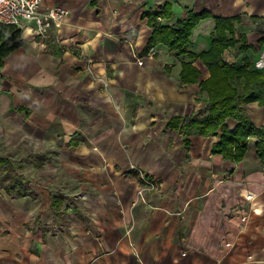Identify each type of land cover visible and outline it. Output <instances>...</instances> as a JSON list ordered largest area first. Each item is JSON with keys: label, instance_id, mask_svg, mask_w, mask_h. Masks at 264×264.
Here are the masks:
<instances>
[{"label": "crops", "instance_id": "0c3cea01", "mask_svg": "<svg viewBox=\"0 0 264 264\" xmlns=\"http://www.w3.org/2000/svg\"><path fill=\"white\" fill-rule=\"evenodd\" d=\"M165 4V26L188 11L236 17L234 35L251 46L228 47L223 59L247 58L264 74V0H42L69 11L61 44L44 47L22 22L20 45L0 64V144L29 148L22 168L35 170L17 171L25 195L0 187V264H264L255 138L232 160L211 152L219 133L185 145L171 124L205 107L199 82L210 72L198 55L210 49L215 19L193 27V57L161 42L147 49V13ZM184 62L197 81L180 83ZM244 107L264 126V105ZM142 175L154 187L139 196Z\"/></svg>", "mask_w": 264, "mask_h": 264}, {"label": "trees", "instance_id": "16d2710c", "mask_svg": "<svg viewBox=\"0 0 264 264\" xmlns=\"http://www.w3.org/2000/svg\"><path fill=\"white\" fill-rule=\"evenodd\" d=\"M171 15L170 5L165 4L161 10L147 13L152 31L147 41V49L161 42L169 50L178 54L194 55L187 51L193 27L208 17L215 19L211 33V46L198 56L207 64L209 76L199 82V92H206L208 99L205 107L189 115L175 117L171 124H176L183 136V143H189L190 135L212 136L219 133V139L211 146L212 153L239 160L247 150L250 137L255 138V153L264 164V126H255L244 107L256 101L264 105V74L250 70L249 59L244 58L241 65L226 63L223 52L228 47H235L242 53L250 43L242 34L234 35L233 20L236 17L213 16L209 10L188 11L187 17L178 21L177 26H165L160 23L163 17ZM21 30L13 24L0 23V64L1 59L21 43ZM200 71L190 62L182 63L180 83H191L198 80ZM236 121L229 128L226 119ZM0 187L15 190V195L26 194L25 179L18 174L15 164L6 157H0Z\"/></svg>", "mask_w": 264, "mask_h": 264}, {"label": "built area", "instance_id": "2783aa9c", "mask_svg": "<svg viewBox=\"0 0 264 264\" xmlns=\"http://www.w3.org/2000/svg\"><path fill=\"white\" fill-rule=\"evenodd\" d=\"M68 14V9L62 6L44 7L42 0H0V23L16 26H21L22 22L32 23V29L44 47L52 39L58 46L61 44L57 30L64 24ZM138 62L141 63V59ZM141 178L143 186L138 191L139 196L145 189L154 187L153 181L145 175Z\"/></svg>", "mask_w": 264, "mask_h": 264}, {"label": "rangeland", "instance_id": "374dc122", "mask_svg": "<svg viewBox=\"0 0 264 264\" xmlns=\"http://www.w3.org/2000/svg\"><path fill=\"white\" fill-rule=\"evenodd\" d=\"M28 150L29 148L27 149L23 146L22 147H7V146L4 147V146H1L0 144V157H3V156L10 157L15 162L16 170L18 172L21 169H24L25 171H31V173H34L35 170L31 167L22 168V165L27 164L26 156L24 157V154L26 155L28 153L27 152Z\"/></svg>", "mask_w": 264, "mask_h": 264}]
</instances>
